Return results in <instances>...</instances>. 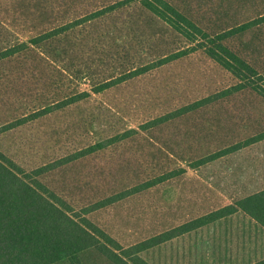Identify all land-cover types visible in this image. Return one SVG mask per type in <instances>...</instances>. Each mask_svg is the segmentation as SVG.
<instances>
[{"label":"rangeland","instance_id":"374dc122","mask_svg":"<svg viewBox=\"0 0 264 264\" xmlns=\"http://www.w3.org/2000/svg\"><path fill=\"white\" fill-rule=\"evenodd\" d=\"M168 1L208 31L232 28L264 11V0ZM34 9L27 6L16 13L37 23L41 17L34 16ZM21 14L12 13V17ZM136 22L133 30H127L119 28L118 19H101L50 43L45 50L55 49L57 66L71 78L67 85L83 90L96 80L111 76L122 59L132 65L146 62L167 46L183 42L153 17L142 16ZM230 44L254 63L259 72L264 70V23L238 34ZM29 64L25 57L0 63V125L29 110L32 101L49 91L46 84L60 77L57 71L38 70L33 74ZM228 80L225 71L204 58L183 59L116 91L114 96L121 103L116 102L108 110L109 119L101 124L94 120L81 128L87 127L84 132L88 134L113 127L117 130L127 119L134 121L128 120L125 126L137 127V121L141 123L162 108H171L177 100L187 101L214 89L220 91L229 84ZM75 115L70 111L55 114L37 124V129L26 128L7 136L1 146L10 147L22 164L34 165L37 156L49 151V142L41 137L45 126L62 127L70 124ZM261 132H264V100L246 90L158 128L140 131L128 141L81 163L49 172L41 180L80 208L165 169L185 168L181 176L90 215L96 224L128 245L264 188V139L205 165L196 168L190 165L204 155ZM74 137H63L56 147L66 139L71 145ZM142 256L150 264H253L264 259V229L238 211ZM89 260L106 264L90 257Z\"/></svg>","mask_w":264,"mask_h":264},{"label":"trees","instance_id":"16d2710c","mask_svg":"<svg viewBox=\"0 0 264 264\" xmlns=\"http://www.w3.org/2000/svg\"><path fill=\"white\" fill-rule=\"evenodd\" d=\"M27 6L36 8L33 14L41 17L39 22L34 23L27 20L24 14L16 13ZM60 9V14L55 15ZM12 13L21 16L12 17ZM261 14L232 28L208 31L168 0H88L86 3L76 0H0V63L25 57L30 61L28 69L33 74L47 70V73L57 71L60 75L57 80L46 84L49 91L42 92L39 98L32 101L29 110L0 125V264H95L89 257L106 264H150L142 253L238 211L264 229L262 188L232 204L125 245L96 224L90 215L181 176L185 168L165 169L160 174L148 176L129 188L101 196L80 208L73 206L41 180L49 172L81 163L128 141L140 131L158 128L235 93L247 90L264 100V70L259 72L254 63L230 44L238 34L263 24L264 11ZM142 16L157 19L183 42L167 46L146 62L132 65L122 59L118 70L111 72L107 78L96 80L88 89L67 85L71 78L57 66L55 49L52 52L45 50V46L89 23L105 18L118 19L120 29L133 30V25L138 23L136 19ZM29 25H32L31 29ZM111 34L113 36V32ZM198 57L225 71L229 75V84L220 91L214 89L187 101L177 100L171 108H162L157 114L145 117L141 123L135 120L137 127L125 126L128 120L134 121L127 119L117 130L113 127L88 134L84 132L87 127L81 128V125L93 124L94 120L101 124L111 116L108 110L116 102L121 103L114 96L116 91L178 61ZM118 58L121 59L120 56ZM69 111L77 113L70 124L45 126L41 137L49 142V151L37 156L34 165L22 164L10 147L1 146L7 136L26 128L37 129V124L48 121L55 114ZM73 135L71 145L66 139L63 145L56 147L57 141ZM263 139L264 132H261L204 155L190 165L192 168L205 165ZM253 264H264V259Z\"/></svg>","mask_w":264,"mask_h":264}]
</instances>
